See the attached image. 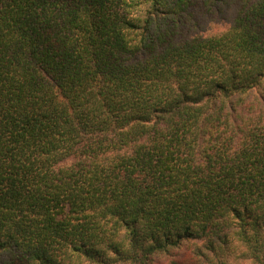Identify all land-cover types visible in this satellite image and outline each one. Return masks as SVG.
I'll return each instance as SVG.
<instances>
[{
	"label": "trees",
	"instance_id": "trees-1",
	"mask_svg": "<svg viewBox=\"0 0 264 264\" xmlns=\"http://www.w3.org/2000/svg\"><path fill=\"white\" fill-rule=\"evenodd\" d=\"M0 264H264V0H0Z\"/></svg>",
	"mask_w": 264,
	"mask_h": 264
}]
</instances>
